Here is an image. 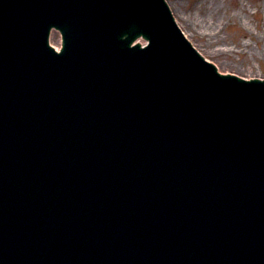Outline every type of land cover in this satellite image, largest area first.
<instances>
[{"label": "water", "instance_id": "95a60500", "mask_svg": "<svg viewBox=\"0 0 264 264\" xmlns=\"http://www.w3.org/2000/svg\"><path fill=\"white\" fill-rule=\"evenodd\" d=\"M174 20L0 0V264H264V81L219 74Z\"/></svg>", "mask_w": 264, "mask_h": 264}, {"label": "rangeland", "instance_id": "374dc122", "mask_svg": "<svg viewBox=\"0 0 264 264\" xmlns=\"http://www.w3.org/2000/svg\"><path fill=\"white\" fill-rule=\"evenodd\" d=\"M180 26L223 72L264 77V0H168ZM52 41L60 45V34Z\"/></svg>", "mask_w": 264, "mask_h": 264}]
</instances>
